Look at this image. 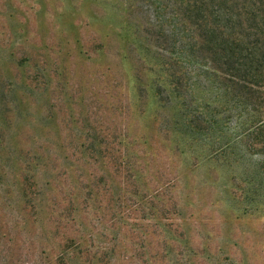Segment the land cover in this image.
Returning a JSON list of instances; mask_svg holds the SVG:
<instances>
[{"label":"rangeland","instance_id":"obj_1","mask_svg":"<svg viewBox=\"0 0 264 264\" xmlns=\"http://www.w3.org/2000/svg\"><path fill=\"white\" fill-rule=\"evenodd\" d=\"M158 1L0 0V264H264V150L218 74L163 89Z\"/></svg>","mask_w":264,"mask_h":264},{"label":"trees","instance_id":"obj_2","mask_svg":"<svg viewBox=\"0 0 264 264\" xmlns=\"http://www.w3.org/2000/svg\"><path fill=\"white\" fill-rule=\"evenodd\" d=\"M158 2L162 4L159 9L170 8L172 14V33L162 35L163 50L176 58L174 62L170 61V57L167 59L170 80L163 89L177 94L182 90L187 92L190 89L189 73L193 68L218 74L227 93L241 106L242 112L247 114L246 136L253 141L250 145L251 153H262L264 0ZM210 121L207 126H202L201 122L193 118L188 122V126L198 132H209L210 124L216 123L214 115L210 116Z\"/></svg>","mask_w":264,"mask_h":264}]
</instances>
